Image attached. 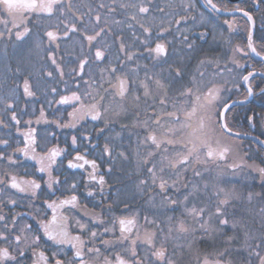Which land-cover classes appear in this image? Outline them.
<instances>
[{
    "label": "flooded vegetation",
    "instance_id": "1",
    "mask_svg": "<svg viewBox=\"0 0 264 264\" xmlns=\"http://www.w3.org/2000/svg\"><path fill=\"white\" fill-rule=\"evenodd\" d=\"M212 2L216 9L207 0H59L51 14L23 10L15 18L0 7V21H8L6 26L0 23L4 33L0 36V233L7 237L0 239V248L7 247L13 256L23 249L25 255L16 264H46L40 252L48 264H55V259L69 264L74 259L70 244H55L44 234L42 224L54 218L57 223L51 227L65 223L71 236L85 241L86 264H118L117 256L132 264L131 240L113 244L122 218L137 222L131 239L137 241L135 260L140 264H204L206 259L215 264L217 254L226 249L224 260L231 264H259L255 255L249 259L248 249L264 238V178L259 171L264 168V0ZM140 7L149 11L140 13ZM14 19L18 29L13 28ZM73 26L77 31L65 35ZM25 28L28 32L17 39V30ZM6 29H12L11 34ZM48 31L56 34L55 40H49ZM97 32L100 36L91 43L84 38ZM249 32L259 56L248 47ZM157 43L164 46L163 55L151 51ZM97 50L103 52L99 60ZM249 73L246 82L243 77ZM25 81L31 96L25 94ZM121 81L130 85L124 96L118 94ZM213 87L219 91L211 107L215 131L210 132L209 146H227L230 151L224 159L209 158L208 147H203L199 159L171 168L169 161L186 153V145L199 143L196 129L206 112L196 97L203 104ZM188 89L191 95L182 96ZM73 92L80 101L58 103ZM161 100L166 106L160 105ZM225 104L229 110L221 123L230 133L215 123ZM82 105H97L101 118L69 116ZM148 105H155L156 115ZM194 106L197 111L188 117ZM168 113L179 119H169ZM157 117L158 125L152 123ZM149 135L172 144L157 149L150 140L145 142ZM26 143L27 155L21 151ZM53 150L61 154L49 170L40 172V159L47 164ZM77 155L95 161L97 167L77 160ZM149 159L151 163L145 165ZM69 161L84 166L70 168ZM153 165L155 184L147 173ZM100 176L105 181L102 186ZM13 177L22 187L31 180L40 187L35 194L31 188L21 192L11 186ZM161 178L169 185L163 192ZM142 180L147 184L142 185ZM73 196L75 206L60 204ZM225 199L228 203L221 206ZM217 207L224 215H216ZM193 209H203L207 236L191 214ZM221 219L228 223L221 225ZM114 221L115 231L105 233ZM181 223L188 231L179 230ZM81 224L86 226L83 232ZM92 231L98 233L94 241ZM37 235L40 240L34 245ZM16 236H20L18 245ZM146 236H151V243ZM87 248L99 252L88 254ZM156 251L165 255L158 258ZM259 251L264 256V246Z\"/></svg>",
    "mask_w": 264,
    "mask_h": 264
},
{
    "label": "snow or ice",
    "instance_id": "2",
    "mask_svg": "<svg viewBox=\"0 0 264 264\" xmlns=\"http://www.w3.org/2000/svg\"><path fill=\"white\" fill-rule=\"evenodd\" d=\"M59 2V0H47L46 3H37L36 0H30V2H18V0H0V7H3L4 9L7 10L8 14L10 16H12L13 18H15L16 15H18L20 12H22L23 10H28V11H35V12H46L51 14L54 11V6L57 5V3ZM207 3L211 6V8L216 9V4H214L212 2V0H207ZM101 8L104 7L103 4L100 5ZM149 11L148 8L146 7H140L139 8V12L140 13H147ZM245 16L248 17V21L251 22L252 21V17L245 12L244 13ZM97 20H99V16H97ZM0 23H4L5 26L7 25L8 21L4 20V21H0ZM20 27L19 24L15 23V19L13 20V28L18 29ZM8 31L9 34H11L12 29H6ZM68 31H72L75 32L77 31L76 27L73 26L71 29L66 30L65 31V35L68 34ZM145 32L149 31L147 28L144 29ZM28 32V29L25 28L24 32H20L17 30L16 32V38L20 39L25 33ZM3 32H0V36H3ZM46 36L49 38V40H55L56 39V34L52 31H48L46 33ZM100 36V32H97L94 36L93 35H86L84 38L91 43L92 41H94L96 39V37ZM201 38H203V34H201ZM185 41L187 42V37H185ZM39 46V45H38ZM248 47L251 49V51L253 53H256L257 56L260 55L259 52H257L256 48L253 47L252 44V34L251 32H249V44ZM188 48L192 49L193 45L192 44H188ZM122 50H123V46H122ZM151 51L155 52L157 55H163L165 53V48L162 44L157 43L155 48L152 49ZM237 51H240V49H237ZM96 58L99 60L102 56H103V52L100 50L96 51ZM51 58V57H50ZM133 59V55L132 54H128V60H132ZM54 64L56 63V61L53 59L52 61ZM81 66L84 65L85 61L81 60ZM203 63V62H202ZM116 69H113V72H115ZM49 76L52 75V73H48ZM63 75V73H62ZM252 73H249L248 76L243 77L244 81H248L249 76H251ZM177 76L181 77L183 76L182 73L177 72ZM129 82L127 81H121L120 83V88H119V95L120 96H124L125 93L129 90ZM25 94L26 95H33V93L31 91H29L28 88V82L25 81ZM53 92H56L57 90L55 88L52 89ZM219 89L218 88H210L208 90L207 95L204 97V103L203 104H199L200 102V97L197 96L196 97V101L197 104L199 105L200 108L204 109V111L206 112V116L203 117L200 120L199 126L196 129V131L199 133L197 140L199 141V143L196 142H190V146H185L187 148L186 153H178L177 154V158L173 161H169V166L173 169H178L179 167H184L186 166L188 163L191 162L192 158L195 157L196 159H199L198 153L201 150V148L203 147H208V151H207V156L209 158H213V157H218L220 159H224L226 153H228L230 151V149L227 146H217L216 148H212L209 146L210 144V132H214L215 129L212 127V111H211V107L213 104V101L216 100L217 98V93H218ZM249 95H252V89L249 88ZM148 90H147V86L145 85V96H148ZM182 96H189L191 95V89H188V91L181 93ZM261 95H264V89L261 90ZM137 99H139V97H137ZM75 100V101H80L81 97L78 96L76 94V92H73L71 94L70 97H66V96H62L61 99L58 101V103L60 104H68L70 101ZM160 105L161 106H166L165 105V101L161 100L160 101ZM9 107H11V105H9ZM148 107L153 109L152 115H156L155 113V105H148ZM229 110V106L227 104L224 105V111L222 112H217L216 116H217V120L215 121V123L220 127V129L224 132H228L230 133V128L228 127V125L226 123H221V121H226L227 119V111ZM197 111V108L194 106L192 109V112L187 113L188 117H191L195 112ZM77 113H79V115H77ZM44 112L43 110H41V117H43ZM86 115H90L92 120H98L101 118V111L98 110L97 105H92L88 108H84V106L82 105L80 109H77L76 111L69 113V116H72L74 119H82L84 116ZM173 117H175L176 120H178L179 118L176 117L175 113H168V118L172 119ZM13 119L15 120V114H13ZM160 117H157L156 120L152 121L153 124H159L160 123ZM147 123V121H146ZM60 127H68L69 125H59ZM71 126H75V124L73 123ZM29 135H31V133H29ZM150 140L152 142V144L156 145L157 149H160L162 147H165L166 144H172V141L169 140L166 142H161L157 140V137L155 135H149L148 137H146V141ZM34 139L32 140V143H34ZM72 142L75 145L76 143V137L74 136L72 138ZM28 147L29 145L26 143L25 148L21 149V151H23L25 153V155L28 154ZM32 151L34 152L35 149H32ZM105 152L109 153V149L106 147L105 148ZM61 153L59 150H53L51 152V155L49 157H47L48 163L45 164L44 160L45 158H41L39 163H40V168L39 171L40 172H44L46 170H49L51 168V165L54 164L55 161V157L59 156ZM150 157L154 158V154L153 153H149ZM33 159H35L36 157L33 156ZM77 160H84L85 164H90L92 166L93 169H95L97 167L96 162L95 161H87L83 156L81 155H77L76 156ZM148 163H151V160H147L145 161V165H147ZM84 164H74L71 161H69V167L70 168H76V167H83ZM161 173H163L164 169H160ZM260 173H261V177L264 178V168L259 169ZM147 173L148 175L152 178V182L153 184H155L157 176H156V166L153 165L152 167H148L147 168ZM50 174V173H49ZM196 176H199L200 173L199 172H195ZM93 180L96 179L95 175H92L91 177ZM104 177L100 176L98 183L102 186L104 184ZM26 187H22L20 183L16 182L15 177L12 178V184L11 186L13 188H17L19 191L23 192L26 191L28 188H31L33 190V194H35V189H38L40 187V185L38 183H36L35 180H31V181H26L24 182ZM142 185H146L147 181L146 180H142L140 182ZM51 183H49V187H51ZM176 186V181H173V184L171 185V187H175ZM73 187H75V185H73ZM160 189L162 190V192L167 189L169 187L168 183L166 180L161 178V182L159 184ZM101 191H103V188H101ZM89 196L93 195L92 192L88 193ZM187 199V197H186ZM77 197L73 196L71 198V200H64L61 201L60 204L64 205V204H71L73 206H75ZM173 203H175V201H172ZM14 203V202H13ZM220 205H226L228 203V200H220ZM49 207H54V204H50ZM194 217L198 218V221L200 223V230H202L204 232V234L207 236L208 235V229L205 227L206 222L203 220V209L196 211L195 209L192 210L191 213ZM216 215L217 216H222L224 215V212L222 210L221 207H217L216 209ZM0 219H3L2 216H0ZM61 221L65 220L66 218L61 217L60 218ZM57 221L55 220V218L52 221H49L48 224H42V228L44 231L45 236L48 238V240L54 242L55 244H70L71 248L74 249V259L72 261L69 262V264H76V262L78 261L79 264H86V261L84 259L85 256V241H83L81 239L80 236H71L68 231H67V227L65 223H59L57 224V227L53 228L51 227L52 224H56ZM79 223V222H78ZM115 221L113 222V227L112 229L109 228H105L104 232L107 233L109 231H115ZM119 223V238L113 242V244H124L127 243L129 240H131L132 246H133V251H132V264H140L139 261L135 260V257L137 255V253L135 252L134 248L135 245L137 243L136 240L131 239V233L133 232L135 225H136V220L135 218H122L119 219L118 221ZM219 223L221 225L227 224L228 221L227 219H221L219 221ZM81 231H85L86 230V226L81 224ZM180 231H188L187 228L184 227V224L181 223L180 225ZM195 231H197V229H193V233H195ZM98 233L96 231H92L91 232V238L94 241L97 238ZM0 239H7V237H4L2 233H0ZM15 240L17 242V245L20 242V236H16ZM40 237L39 235H37L35 241H34V245H37L39 243ZM146 240L148 243H151V236H146ZM103 243L105 245L109 244V241H103ZM264 246V238H262L260 240V242L258 244L255 245V248L253 247H249L248 249V253H249V259H251V257L253 255H255L258 259H259V264H264V256L260 255V251L259 249ZM98 253L99 249L96 248H87V253L88 254H92V253ZM35 254V253H34ZM25 255V251L23 249H19L18 250V255L17 256H13L9 249L7 247L5 248H0V264H5V261H12L13 264H16V261L19 258H23ZM154 255L158 258H162L165 253L163 251H156L154 253ZM218 255V259L215 261V264H231V261H225L224 257L228 255V250L226 249L223 252H220L217 254ZM39 256L42 260H44L46 262V264H48V258L44 255L43 252L39 253ZM117 262L118 264H126V261L123 260L121 257L117 256ZM35 264V262H34ZM55 264H63V261L61 259H55ZM107 264V262H106ZM204 264H209V262L207 261V259L204 261Z\"/></svg>",
    "mask_w": 264,
    "mask_h": 264
}]
</instances>
